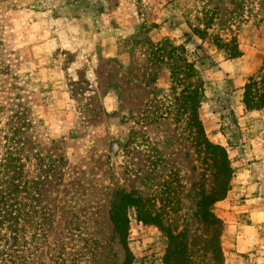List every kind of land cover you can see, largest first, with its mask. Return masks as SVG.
<instances>
[{
    "label": "rangeland",
    "instance_id": "obj_1",
    "mask_svg": "<svg viewBox=\"0 0 264 264\" xmlns=\"http://www.w3.org/2000/svg\"><path fill=\"white\" fill-rule=\"evenodd\" d=\"M206 29L213 38L202 40L197 30ZM216 38L236 39L240 56L229 60ZM167 40L185 51L171 54ZM185 60L205 82L204 103L196 78L189 91L182 82ZM263 63L264 0H0V159L7 135L19 141L20 129L31 157L37 151L44 167L59 161L37 202L50 210L48 236H39L37 252L29 246V264L60 256L85 264L78 256L95 239L102 247L90 264H165L170 226L187 231L172 245L179 261L182 242L202 247L197 206L213 179L191 118L228 150L233 189L250 156L246 130L264 122L243 104ZM126 194L161 220L140 222L127 206L128 233L115 234L114 211ZM223 223L224 264H264V238L238 257ZM32 234L27 227L23 237ZM188 250L193 264L209 263L197 245Z\"/></svg>",
    "mask_w": 264,
    "mask_h": 264
},
{
    "label": "trees",
    "instance_id": "obj_2",
    "mask_svg": "<svg viewBox=\"0 0 264 264\" xmlns=\"http://www.w3.org/2000/svg\"><path fill=\"white\" fill-rule=\"evenodd\" d=\"M202 40L209 35L206 30H197ZM217 45L221 49H225L228 54V59H236L240 56V51L237 46V40L232 39L230 41H224L216 38ZM167 47L171 49V54H174L180 50L185 51L184 47H176L171 44V41H166ZM158 48V47H157ZM174 75L178 74L175 70L178 69L175 66ZM183 72L186 77L182 82L188 84L186 91H189L193 87L190 85L191 77L197 79V84L200 87V99L201 103L206 102V96L204 94L205 82L196 69L195 64L190 63L188 60L183 61ZM264 73V63L260 69V74ZM244 99L243 104L245 110L248 113L258 112L264 109V76L259 78L258 76H252L248 79L244 87ZM190 95L187 94V97ZM196 121L195 125V137L198 154L202 157L203 163H206L208 167L207 171L211 174L213 184L210 192L205 190L200 191L201 199L197 206L196 216L199 221L204 225L206 234H203V238H200L197 243L199 252L202 257L209 259L208 264H224L225 262V250L222 244V236L224 233L223 221L214 213V207L224 201L228 193L232 189V179L235 177V169L232 167V161L230 159L228 150L220 145L212 143L207 135L204 125L197 118L191 121ZM20 129H14L13 135L17 139H11L7 135V147L4 155L0 159V264H29L30 257L33 256V252L29 253V246H34V250L39 242V236L47 237V225L49 220V209L46 205L38 204V200L43 197L42 187L46 185V181L51 179V172L56 167V163L59 161L50 162L46 167L43 166V158L37 153L31 157L30 151L27 149L26 143L22 142V135ZM193 132L191 131L190 134ZM17 141V142H16ZM29 148V147H28ZM205 178L207 176L205 175ZM208 179H205V183ZM205 183L201 185L200 189H205ZM121 207L116 206L113 217L114 233L124 235L128 233L129 219L125 215L127 206H130L132 210L137 212L138 221L147 223L158 222L161 220V215H152L151 209L140 206L141 200H136L132 195H122ZM113 212V209H112ZM43 219L40 220V217ZM151 220V221H150ZM27 227L33 231L30 241L24 239V234ZM172 226H170L171 228ZM168 229V240L170 242L169 255L165 264H193L191 256L188 255L189 243L182 242L181 251L184 253L183 261H179L178 257L174 256L176 248L172 247L179 238L187 237L185 231L178 233L175 231L172 233ZM212 230L213 236L208 238L209 232ZM182 239V238H181ZM205 241H204V240ZM24 240V241H23ZM94 248H89V241H87V248H85L78 257L80 261L85 260V264H90V261L98 260V248L101 246L100 240L91 241ZM89 254V257H87ZM64 256V255H63ZM101 256V255H100ZM89 260V263H88ZM94 262V261H93ZM55 264H68L64 258L58 257L55 259ZM126 264V263H124Z\"/></svg>",
    "mask_w": 264,
    "mask_h": 264
},
{
    "label": "crops",
    "instance_id": "obj_3",
    "mask_svg": "<svg viewBox=\"0 0 264 264\" xmlns=\"http://www.w3.org/2000/svg\"><path fill=\"white\" fill-rule=\"evenodd\" d=\"M246 113L264 120V109ZM246 131L244 148L249 150L250 156L239 166V177L243 180L219 205L220 218L226 224V233L234 242L238 257L254 251L264 238V122L259 121L253 130L247 128Z\"/></svg>",
    "mask_w": 264,
    "mask_h": 264
}]
</instances>
